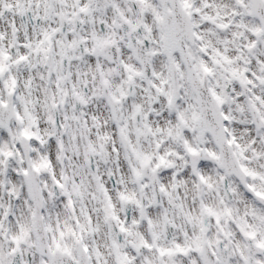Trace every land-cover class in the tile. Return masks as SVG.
Returning a JSON list of instances; mask_svg holds the SVG:
<instances>
[{
  "label": "snow or ice",
  "instance_id": "obj_1",
  "mask_svg": "<svg viewBox=\"0 0 264 264\" xmlns=\"http://www.w3.org/2000/svg\"><path fill=\"white\" fill-rule=\"evenodd\" d=\"M0 264H264V0H0Z\"/></svg>",
  "mask_w": 264,
  "mask_h": 264
}]
</instances>
